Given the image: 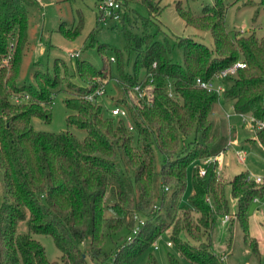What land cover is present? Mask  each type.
Listing matches in <instances>:
<instances>
[{
  "label": "trees",
  "instance_id": "obj_1",
  "mask_svg": "<svg viewBox=\"0 0 264 264\" xmlns=\"http://www.w3.org/2000/svg\"><path fill=\"white\" fill-rule=\"evenodd\" d=\"M138 1L148 18L161 10L155 0ZM34 2L0 0V264H134L163 234L173 248L166 253L167 264H180L178 258L189 264H225L213 251L210 235L216 215H228L227 191L235 203L231 220L259 255L247 210L253 198L264 196V184L249 179L246 170L221 181L220 166L216 174L214 164L203 161L227 147L224 138L212 133L209 119L218 100L228 102L235 114L264 120V35L237 29L228 34L224 23L231 4L264 9V0H212L197 15L174 0L184 25L207 32L212 40L209 48L191 37H177L181 63L170 59L165 34L164 42L157 39L158 27L147 31L154 22L146 19L143 29L133 32L124 27V21L131 24L124 14L118 21L123 51L132 55L131 71L122 70L117 50L112 61L102 59L100 68L76 59L80 83L69 79L66 64L57 58L50 70L33 62L30 80L19 81L27 8ZM76 14L70 25L60 22L56 28L68 40L82 29ZM91 34L88 46L103 52L106 45L94 44ZM236 61L244 66L216 78L219 93L196 84V79L213 84L215 75ZM110 62L116 63L113 82L119 96L107 107L85 100V94L111 78ZM61 83L67 94L63 104L71 111L65 122L83 129L82 139L68 131L34 130L30 123L31 118L49 121L52 96ZM114 106L125 116L111 115ZM250 128L252 141L264 150V129ZM155 151L161 157L158 167ZM188 168L191 192L182 201ZM19 221L25 222L26 233L16 231ZM135 225V234L126 240ZM31 234L50 236L58 261L48 260ZM107 241L112 248L104 251ZM148 260L155 264L151 254Z\"/></svg>",
  "mask_w": 264,
  "mask_h": 264
},
{
  "label": "rangeland",
  "instance_id": "obj_2",
  "mask_svg": "<svg viewBox=\"0 0 264 264\" xmlns=\"http://www.w3.org/2000/svg\"><path fill=\"white\" fill-rule=\"evenodd\" d=\"M121 6L120 17L126 14L131 24L128 25L124 21V27L133 32L142 30V21L150 20L147 26V31L153 33L158 27L159 33L157 39L163 41L166 39V44L170 46L169 57L171 60L181 63L182 49L176 46L175 40L177 37H191L195 41L201 42L207 47H212V40L209 34L205 31L196 30L192 27L185 26L183 21L178 17L174 8V0H155L161 8L160 12L148 18V12L138 0H117ZM181 5L187 7L193 14L197 15L200 12L202 5L210 4L212 0H180ZM257 1V0H253ZM97 0H35L34 4L27 8V42L24 47L20 70L19 81L30 80V75L35 67L33 62L41 69H51L52 61L60 59L66 64L69 79L74 83H80L75 70L76 59H84L89 61L94 67L102 66V59L110 57L115 58L114 51L121 52V65L124 72H130L132 67V55L126 54L123 51L124 38L122 25L119 21L107 20L105 24L97 23L96 12ZM258 8L257 13L255 10ZM76 11L82 17L83 25L79 35L68 40L60 35L56 28L60 22H66L68 25L76 19ZM255 14V17L253 15ZM225 29L228 34L233 30H241L244 33L248 31L254 32L257 37L264 35V9L260 6H241L238 3H233L228 6L224 14ZM156 26V27H155ZM94 44L100 42L106 45L104 51L97 52L96 47L90 45L89 34ZM86 45V46H85ZM78 52V58L71 56L72 53ZM111 78L102 80L100 84H104V94L98 98V102L102 106H109L116 97L119 96L116 90L113 78L116 75V63L110 62ZM220 84L219 80L214 77L213 84ZM60 89L56 91L50 104L49 121H44L39 118H31L30 123L34 130L59 132L68 131L77 139H82L85 135L83 129H79L74 125H68L65 122L67 114L71 113L64 104L63 100L67 96L65 93L64 83L60 84ZM218 100L212 107L209 119L212 122V133L216 135V139L224 138L229 145L224 150L225 159L228 158L231 162L229 169L221 163L219 171H221L220 180L224 181L229 175H233L242 170L248 172V176L264 178V150H262L256 142L250 144L247 141L250 135H253L254 129L250 128L247 122H242L241 118L235 114L228 105L222 106L224 113H228V118H223L222 111L219 107ZM103 114L107 115V111L103 110ZM246 129V130H243ZM247 140H244L246 139ZM240 143V145H239ZM244 152V160L238 161L236 152ZM156 157V165L161 160L157 151L154 152ZM237 159V160H235ZM121 168L125 165L120 164ZM224 166V167H223ZM203 168V166H200ZM131 176V174H129ZM166 187H164L165 190ZM191 192L190 187V168L186 173V186L182 194V201ZM227 199L229 200V212L224 219L221 214H217L214 227L211 232V247L213 251L222 257L225 264H264V196L258 199V202L251 203L248 207L247 214L251 221L250 234H254L259 238V255L252 253L250 248L242 240V233L239 225L235 220H231V214L235 211V203L229 198L227 191ZM257 206V216L261 219V223L256 228L252 220L253 209ZM18 233H26L24 221H19L16 226ZM31 237L39 241L45 251L48 260L58 261L59 252L54 247L52 239L48 235L31 234ZM167 235L159 236L156 241V248L151 245L143 253H141L134 264H151L148 260V255L154 259L155 264H167L166 253L172 252V246L166 245ZM86 246V241L82 243ZM103 250L108 251L112 248V244L107 241L103 245ZM180 264H189L185 260L178 258Z\"/></svg>",
  "mask_w": 264,
  "mask_h": 264
},
{
  "label": "built area",
  "instance_id": "obj_3",
  "mask_svg": "<svg viewBox=\"0 0 264 264\" xmlns=\"http://www.w3.org/2000/svg\"><path fill=\"white\" fill-rule=\"evenodd\" d=\"M121 9H122V6L117 0H97L96 12H95L97 14L96 21L98 23H103V24H105L107 20L118 21L120 19ZM71 56H74V57L78 56V52L72 53ZM112 60L113 58L110 57V61ZM154 66H155V63L153 62L151 64V67H154ZM243 66H244V63H242L241 61H236L230 67L226 68L219 74H216L215 78L223 77L224 75L231 74L237 67H243ZM195 82L199 87L206 88V89H213L217 93H219V91L221 90L220 84L214 86L211 81L201 82L199 79H196ZM132 89L134 91H138L139 89L138 85H134ZM103 94H104V84H99L94 90L85 94L83 98L85 100L95 102V101H98V98L102 97ZM230 109H231V106H230ZM109 111L111 115L125 116V111L121 108H118L117 106L110 108ZM237 115L241 118L242 122H247L250 125V127H254L255 129H264L263 119H255L249 114L248 115L247 114H237ZM227 116L228 115L226 114V117ZM228 145L229 143L227 144V146ZM222 154L223 152L220 151L213 157L203 161V163L212 162L215 166V173L218 174V167L220 166V158ZM235 156L240 162L244 160V152L242 153L241 151H237ZM198 173L202 175L204 173V169L202 167H198ZM248 178L253 180L255 183L264 184L263 177L255 176L253 178H250L248 176ZM206 200L208 201V199ZM257 201L258 199L256 197L253 198L252 200V202H257ZM223 218L225 219L226 216H223ZM141 222L142 220L140 219L139 223ZM136 230H137V226L135 225L132 228L131 232L127 234V236L125 237L126 240H130L131 236L135 234ZM166 245L170 246V243L166 241ZM152 246L153 248H156L155 241L152 243Z\"/></svg>",
  "mask_w": 264,
  "mask_h": 264
},
{
  "label": "crops",
  "instance_id": "obj_4",
  "mask_svg": "<svg viewBox=\"0 0 264 264\" xmlns=\"http://www.w3.org/2000/svg\"><path fill=\"white\" fill-rule=\"evenodd\" d=\"M224 105H228L229 106V108H230V104L228 103V102H225V101H220L219 102V107H220V109H221V111H222V114H223V118H225L226 117V114L228 115V113H224L223 111H224V109H223V107L222 106H224ZM226 118H228V116L226 117ZM243 130H246V129H243ZM252 137H253V135H250V137H248L249 139L247 140V138L246 139H244V140H247V141H249L250 142V144H253L254 143V141H252ZM239 145H240V143H239ZM236 158V157H235ZM235 160H237V159H235ZM239 161V160H238ZM231 162L232 161H230L228 158H226L225 159V154H224V152H223V154H222V156H221V158H220V164L221 163H223V165L225 166V167H227V169H229V167H230V165H231ZM201 164V163H200ZM199 164V165H200ZM223 166V167H224ZM230 176V175H229ZM228 176V177H229ZM228 202H229V200H228ZM234 202V201H233ZM257 213H258V210H257V206H256V208H254L253 209V212H252V220H253V223L255 224V226H256V228L257 229H259V227H258V225L261 223V219L257 216ZM249 217V216H248ZM251 228V221H250V218H249V229ZM250 235H252L253 236V234H250ZM255 239H256V241H257V243H258V245H260V243H259V238L254 234V236H253Z\"/></svg>",
  "mask_w": 264,
  "mask_h": 264
}]
</instances>
